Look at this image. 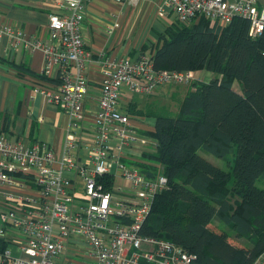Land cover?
Masks as SVG:
<instances>
[{"label":"built area","instance_id":"2783aa9c","mask_svg":"<svg viewBox=\"0 0 264 264\" xmlns=\"http://www.w3.org/2000/svg\"><path fill=\"white\" fill-rule=\"evenodd\" d=\"M54 1L58 11L49 16V42L0 25V38L44 52L43 75L57 69L56 81L36 85L35 91L67 113L75 131L60 156L44 142L26 146L0 131V264H198L197 256L180 245L142 233L169 180L161 164L143 158L156 141L139 133L130 113L121 109L133 94L151 96L165 84L190 85L196 73L156 69L151 54L144 53L136 60L106 62L97 82L94 146L81 161L84 145L77 133L93 85L84 71L92 55L81 32L90 0ZM164 8L182 23L203 16L224 27L244 17L252 37L264 32V0H166ZM140 160L153 169L142 171L135 164ZM121 179L130 187L118 184ZM253 264H264V251Z\"/></svg>","mask_w":264,"mask_h":264},{"label":"trees","instance_id":"16d2710c","mask_svg":"<svg viewBox=\"0 0 264 264\" xmlns=\"http://www.w3.org/2000/svg\"><path fill=\"white\" fill-rule=\"evenodd\" d=\"M150 54L156 69L214 75L190 84L177 109L163 107L145 132L156 146L143 158L161 164L169 188L157 195L142 233L180 245L198 264H253L264 251V32L252 37L244 17L224 27L203 16L176 20Z\"/></svg>","mask_w":264,"mask_h":264},{"label":"crops","instance_id":"0c3cea01","mask_svg":"<svg viewBox=\"0 0 264 264\" xmlns=\"http://www.w3.org/2000/svg\"><path fill=\"white\" fill-rule=\"evenodd\" d=\"M165 1L90 0L87 3L81 32L84 45L92 55V62L84 71L93 85L89 88L85 102L83 127L77 133L84 145V149L79 152L81 161L86 156L88 144L94 142L93 122L99 109L95 98L99 94L97 82L103 78V65L123 58L136 60L143 53L150 55V50L161 43V34L166 27L178 20L174 11L164 8ZM259 2L262 4L263 0ZM56 11L58 8L54 0H0V25L9 24L49 42V16ZM145 46L148 49L144 50ZM44 66L45 54L42 50L30 51L16 47L6 35L0 38V131L7 132L13 140H19L26 146L44 142L60 156L68 134L75 131L71 129V117L35 91L36 85L56 81L54 77L57 69L48 77L42 74ZM207 72L206 78L197 79L209 82L214 74ZM191 88L192 85L165 84L154 95H144V100L135 99L139 93L133 94L128 103L122 102L121 109L128 112L126 104L135 105L140 113H130L132 125L139 133L147 134L145 132L155 128L158 111L165 110L163 107L175 111L178 101ZM236 89L240 91L239 84H236ZM165 102H174V105ZM208 158L226 167L221 158L210 154ZM68 174L75 176L70 171ZM77 181L80 180L77 178ZM3 208L0 204V212ZM214 230L221 233L218 226ZM228 239L239 247H245L239 239Z\"/></svg>","mask_w":264,"mask_h":264},{"label":"rangeland","instance_id":"374dc122","mask_svg":"<svg viewBox=\"0 0 264 264\" xmlns=\"http://www.w3.org/2000/svg\"><path fill=\"white\" fill-rule=\"evenodd\" d=\"M208 76V72L206 71V70H200V71H197L196 72V77L198 78V79H204V78H206ZM180 86H184V85H180ZM185 86H188V85H185ZM189 86H191V85H189ZM184 89V88H183ZM144 98H145V96L144 95H141V94H136L135 95V99H140V100H144ZM166 104H170V105H174V102H165ZM172 111H174V109H171ZM123 111V110H122ZM88 146L89 147H92V146H94V142H90L89 144H88ZM126 162H129L128 160H126ZM117 182H118V184H120V185H122L124 188H129L130 187V184L126 181V180H124V179H121L120 181H118L117 180ZM118 197L120 198V196L118 195ZM217 225V224H216ZM215 224H212V228L213 229H215V228H217V226H216ZM220 228V227H219ZM221 228H222V226H221ZM147 248V246L146 245H143L142 246V249H146Z\"/></svg>","mask_w":264,"mask_h":264}]
</instances>
